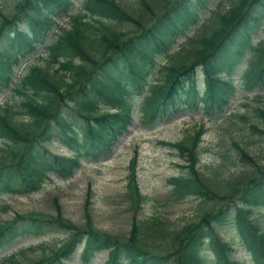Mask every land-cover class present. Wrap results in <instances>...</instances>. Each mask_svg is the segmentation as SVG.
<instances>
[{"label":"trees","instance_id":"1","mask_svg":"<svg viewBox=\"0 0 264 264\" xmlns=\"http://www.w3.org/2000/svg\"><path fill=\"white\" fill-rule=\"evenodd\" d=\"M208 1L142 0L146 7L134 10L118 0H82L84 11L70 14L69 26L48 43L49 64L32 65L20 78L17 90L32 92L20 103L18 111L24 117L14 119L9 107L0 112V136L7 139L0 151V181L11 183L19 176L25 181L24 188H37L50 171L67 176L81 165L80 157L107 154L133 117L127 89L140 88L143 92L138 104L140 119L146 122L178 110L182 103H199L207 113L222 110L233 94V74L247 53L239 78L241 88L251 90L264 85V38L253 39L264 18V0H231L226 9L216 11V20L208 31L190 38L191 45L183 59L165 63L160 78L147 82L146 64L153 63L155 54L184 25L199 19L196 6L204 7ZM14 5L11 13L0 9V84L10 82L19 51L46 35L54 23L52 13L66 12L73 2L17 0ZM155 7L159 10L155 11ZM22 21L27 22L26 26L21 25ZM3 38L10 40L6 46H2ZM198 75H202L201 88L197 86ZM100 99L117 108H102L97 102ZM256 109L264 116L263 108ZM67 110L72 112L70 118ZM250 127L264 135V128L254 124ZM202 132L203 127H199L190 143L167 142L179 148L184 157L182 171L169 177L172 197L179 200L192 195L211 204L219 203L194 223L183 224L167 237H148L133 219L128 234L121 237L97 230L89 223L76 226L61 211L54 215L14 212L0 223V241L64 230L67 238L32 264H68L78 246L84 261L96 250L106 248L104 264H245L233 257L231 241L224 240L218 232L219 224L227 220L236 226L252 263L264 264V231L258 234L246 214L247 209L264 204V169L258 168L254 157L234 141L242 160L253 165L258 175L248 176V170L223 182L211 180L197 164L196 146ZM53 135L68 145L70 155L50 151L47 143ZM244 179L247 181L243 187L230 190ZM86 193L87 220L89 190ZM130 193L136 205L144 198L135 184ZM155 232L161 233V229ZM205 244L210 246L211 256L203 252ZM2 259L22 264L13 255Z\"/></svg>","mask_w":264,"mask_h":264},{"label":"rangeland","instance_id":"2","mask_svg":"<svg viewBox=\"0 0 264 264\" xmlns=\"http://www.w3.org/2000/svg\"><path fill=\"white\" fill-rule=\"evenodd\" d=\"M16 1L0 0V9L4 13H11L14 11ZM71 1L73 6L66 13L61 12L54 16L55 21L47 31V36L29 47L26 46L23 52L19 51L20 56L11 70L10 82L0 87V112L9 107L14 119L24 117V114L18 111L21 109L20 103L32 92L29 89L17 90L18 87L20 88V78L32 65L49 64L46 56L47 42L69 26L70 14L84 11L81 0ZM118 1L129 9L146 7L142 0ZM231 2V0H210L204 7L197 5L195 12L199 19L184 25L182 31L174 34L168 44L155 54L153 63L146 64L147 82L160 78L162 64L183 59L191 45L190 38L199 32L208 31L210 26L214 25L216 11L226 9ZM158 10V7H155V11ZM26 23L22 21L21 25L26 26ZM259 28L260 30L253 33V39L264 38V18ZM9 42L8 38H3L2 46H6ZM248 56L247 53L238 66L239 70L233 74V81L236 82L234 94L222 111L214 110V113L207 114L202 111L201 104L195 106L183 104L184 106L178 111L153 123H142L138 119L140 112L137 111V103L141 100L143 92L140 88L128 90L127 96L135 103L133 124L118 137L113 146L114 150L102 160L82 158L81 166L68 176L50 171L49 178L37 188H21L25 181L19 179V176L10 184L0 181V223L11 218L14 212L39 211L54 215L56 211H61L59 213L76 226L82 227L85 223H89L97 230L123 237L128 234L131 222L135 219L148 237H152L153 234L162 237L169 236L170 232L185 223H194L205 211L214 210L219 203L211 204L192 195L179 200L172 197L169 177L182 171L180 164L184 163V157L179 148L163 142L177 143L182 140L183 143H190L196 130L203 127L196 146L197 164L199 169L215 182L236 178L241 172L248 170V176L258 175V171L253 172V165L242 160L232 144L234 141L246 148L258 163V168L264 169V135L253 131L250 127L254 124L264 128V116L256 109L257 107L264 109V86L260 89L243 91L238 84ZM197 86L200 88L202 86V75L197 77ZM181 96L183 97L184 94ZM102 106L114 108L111 103ZM66 113L70 118L72 112L67 110ZM79 121L80 119L77 118L76 123ZM6 140L0 137V151L5 147ZM47 144L50 151L56 154L70 153L68 146L57 136L51 137ZM129 181L132 182V187L129 186ZM246 181L244 179L230 190L235 191L237 187H243ZM133 184L137 185L144 194L143 200L138 205L130 193ZM4 186L11 188L7 189ZM87 190L90 192L87 203L90 215L86 220L84 206ZM237 205L239 204H235ZM247 211L246 214L253 223L255 231L258 234L263 233L264 204ZM158 229H161V233L155 232ZM217 229L224 240L231 241L233 257L242 260L245 264H253L234 224L226 220L220 223ZM66 238L64 230L53 229L9 241L1 239L0 256L12 254L22 264H32L33 260L49 254ZM202 248L203 252L211 256V248L208 244L203 245ZM105 258L106 250L103 249L95 252L85 262L80 258L78 248L71 254L69 264H103ZM0 264L10 263L0 259Z\"/></svg>","mask_w":264,"mask_h":264}]
</instances>
